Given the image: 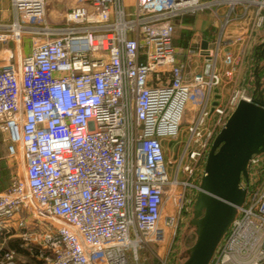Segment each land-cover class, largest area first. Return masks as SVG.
<instances>
[{
    "label": "built area",
    "instance_id": "obj_1",
    "mask_svg": "<svg viewBox=\"0 0 264 264\" xmlns=\"http://www.w3.org/2000/svg\"><path fill=\"white\" fill-rule=\"evenodd\" d=\"M47 1L12 0L15 38L28 31L45 39L17 62L0 59V127L9 156L21 154L26 182L0 192V238L18 236L27 249L24 261L0 247V264H134L142 249L175 235L186 204L184 195L174 202L177 185L195 186L181 173L207 161L212 139L254 96L241 84L213 112L200 101L175 167L164 141L177 139L188 102L233 71L213 65L220 39L216 50H186L207 61L188 80L174 18L211 11L223 42L246 46L264 41V0H150L147 13L131 17L125 0H78L60 26L47 21ZM224 62L234 64L229 50ZM248 174L246 199L209 264H264V152L250 158Z\"/></svg>",
    "mask_w": 264,
    "mask_h": 264
},
{
    "label": "water",
    "instance_id": "obj_2",
    "mask_svg": "<svg viewBox=\"0 0 264 264\" xmlns=\"http://www.w3.org/2000/svg\"><path fill=\"white\" fill-rule=\"evenodd\" d=\"M202 48H208V41H203ZM255 56L260 61L264 59V41L256 46ZM259 71L257 67L254 96L239 102L208 154L199 187L201 196L196 203V214L200 215L204 209V215L198 222L197 241L182 264L210 263L238 207L246 199L242 179H249V160L254 154L264 152V82ZM217 104L215 101L214 105Z\"/></svg>",
    "mask_w": 264,
    "mask_h": 264
},
{
    "label": "rangeland",
    "instance_id": "obj_3",
    "mask_svg": "<svg viewBox=\"0 0 264 264\" xmlns=\"http://www.w3.org/2000/svg\"><path fill=\"white\" fill-rule=\"evenodd\" d=\"M52 6L53 4L51 5V8ZM65 13H60L58 17H54L49 13L47 9V21L50 25L60 26ZM41 39H45L44 35H42L41 33L27 31L26 33H22L20 39H16L14 46L18 48L19 56L21 54L24 55L30 51L34 41ZM259 43L260 42H258L257 40L255 43L253 42L250 45V50L248 51L247 55L248 58H245L246 62L249 61V64H247L248 67L246 66L240 72V78H238L241 81L244 80V84H249L248 87H250L251 89H253L255 86V70L257 67L260 68L258 74L264 82V59L260 61L258 57L255 56L256 46ZM9 54L10 52L7 55L4 54L3 58L10 57L13 60V57L9 56ZM240 63H244V61H242V57L240 59ZM241 81L238 87L243 84L241 83ZM228 83V85H231L230 82ZM222 85L223 82L221 86ZM226 85L227 84L224 83V86ZM187 122L188 121L185 120L184 116L180 128V134L178 135L177 139L173 141L166 139L164 141L166 157L173 161L175 160L174 165L179 163L182 157H185V145L189 140V132L187 131V127L189 124ZM216 137L217 135H215L212 141H214ZM7 143L8 133L4 128L0 127V192L11 188L15 180L16 182H18V185H21L22 188H25L26 186L24 166L21 159V154L18 153L16 157L9 156L7 151ZM185 160L187 159L185 158ZM181 169H183V165ZM194 171L195 172L192 176H190L189 172L181 173L180 182H190L195 186H186L184 183H180L177 185L176 188V200H174V202L176 201L177 204V201L179 200L180 196L184 195L186 199V204L184 209L179 212L180 218L175 231V235H173L170 241H168L164 246L155 244L152 247H146L142 249L139 254L140 257L138 262H135L134 264H182L188 258L190 250L196 243L198 238V222L204 215V209L201 211L200 215L196 214V203L199 197L201 196L199 187L202 184L203 176L206 172V162H203L200 166H196ZM174 202L172 201L171 204H174ZM12 239H14L12 240L13 242H19V245L20 243H22L21 239L18 236H13ZM2 241V238H0V247H3L4 250L12 249L10 248V245H8L6 242L9 241V239L6 240L5 243H2ZM20 247L22 248V251H20V253L18 252L19 256L23 255L24 257H27V249L23 246Z\"/></svg>",
    "mask_w": 264,
    "mask_h": 264
},
{
    "label": "crops",
    "instance_id": "obj_4",
    "mask_svg": "<svg viewBox=\"0 0 264 264\" xmlns=\"http://www.w3.org/2000/svg\"><path fill=\"white\" fill-rule=\"evenodd\" d=\"M52 4L53 6L51 8ZM149 4L150 0H125L126 11L128 16L130 17L133 16L136 12H140L143 14L147 13ZM78 5V0H48L46 8L52 16L58 17L60 13H65L70 9L77 7ZM15 21L16 14L12 0H0V59L3 58L4 54L7 55L10 52L9 56L13 57V60L17 62L19 61L22 54L19 56L18 48L14 46L16 41L15 35L9 29V27ZM174 23L176 24L174 44L181 51V54L178 55V60L185 63V76L188 80H191L195 73L203 72L206 67L207 61L206 58L199 52H197L196 55L192 56L188 55L186 53V50L190 47L196 48V50L199 47L202 48V43L205 40L208 41V48L215 50L217 49V42L220 39L222 40V43L219 47V54L214 59L215 62L213 63V65L217 70L223 73L225 71H229L230 69H232L233 71L231 75L224 76L223 85L218 88L217 92L215 91L217 88L213 89L210 94L206 93L202 96V98L200 97L202 94L201 92L200 95H197L198 97L193 98L188 102L184 116L185 120L188 121L187 123L189 124L192 120H194V118L199 117L201 113L202 107H200L199 105L200 101H203V105H206L207 109L213 112V108L214 106H216L214 105L215 101H218V104L225 101L227 97L232 93V91L230 90L238 88L241 81L238 79L240 78V72L246 66L248 67L247 64H249V61L246 62L245 58H248L247 55L248 51L250 50L251 44H247L246 46H228L227 44H225L223 42L225 41L223 37L224 34L222 33L220 26L221 20L208 10L199 12L197 14H186L180 17H176L174 18ZM239 24L240 23H236L234 24V26H232V30L230 31H232L233 34H237L240 32L238 26ZM61 25H64V19L61 22ZM227 50H229L234 55V64H232L231 66L226 65V63L224 62V57ZM241 57L244 63H240ZM228 82H230L231 85H228ZM224 83H226L227 85L224 86ZM241 83L244 84V80L241 81ZM245 85L248 86L249 84ZM217 94L220 95L219 99L216 98ZM215 116L216 115L212 113L210 116L205 118L208 125L213 124ZM10 240L14 239L10 238L9 241ZM9 241H7V244L9 243ZM18 243L19 242L15 241L14 244H10V248L14 249L17 254L21 251L17 248ZM19 257L24 261L27 260V258L23 255Z\"/></svg>",
    "mask_w": 264,
    "mask_h": 264
},
{
    "label": "trees",
    "instance_id": "obj_5",
    "mask_svg": "<svg viewBox=\"0 0 264 264\" xmlns=\"http://www.w3.org/2000/svg\"><path fill=\"white\" fill-rule=\"evenodd\" d=\"M14 243H15V242H13L12 240H10L8 244H9V245H10V244L12 245V244H14ZM17 248H18L19 250L22 251V248L20 247L19 243L17 244Z\"/></svg>",
    "mask_w": 264,
    "mask_h": 264
}]
</instances>
